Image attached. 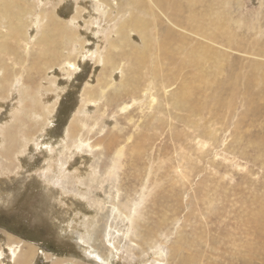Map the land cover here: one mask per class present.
<instances>
[{"label": "rangeland", "instance_id": "1", "mask_svg": "<svg viewBox=\"0 0 264 264\" xmlns=\"http://www.w3.org/2000/svg\"><path fill=\"white\" fill-rule=\"evenodd\" d=\"M0 264H264V0H0Z\"/></svg>", "mask_w": 264, "mask_h": 264}, {"label": "bare ground", "instance_id": "2", "mask_svg": "<svg viewBox=\"0 0 264 264\" xmlns=\"http://www.w3.org/2000/svg\"><path fill=\"white\" fill-rule=\"evenodd\" d=\"M13 7V6H12ZM4 12V11H3ZM2 12V13H3ZM8 12V11H7ZM13 21V20H12ZM137 21V20H136ZM145 22V21H144ZM144 22H143V24H144ZM137 23H139V26L138 25H134L133 27L136 29V30H138L139 32L141 31V32H143V31H145V29L147 28V25L146 26H144L145 28H143V24L140 22V21H138ZM142 24V25H141ZM54 28V27H53ZM56 29V28H55ZM60 29V28H59ZM143 33H145V32H143ZM19 37V36H18ZM48 39V38H47ZM50 40V39H49ZM46 42H47V40H46ZM48 43V42H47ZM46 45V44H45ZM50 46H52L53 47V42H50ZM57 47V46H56ZM5 48V47H4ZM6 51V50H5ZM143 53V52H142ZM141 53V54H142ZM144 57V56H143ZM134 79H132L131 81H133ZM135 84V83H134ZM132 86V85H131ZM186 88H184V90H185ZM190 90V89H189ZM186 91H187V89H186ZM185 93V92H184ZM192 93V92H191ZM131 95V94H130ZM133 95V94H132ZM180 96V95H179ZM126 97V96H125ZM133 97V96H132ZM191 97V96H190ZM182 98H188V95H187V93L186 94H184L183 96H182ZM182 98H180L179 100H182L183 101V99ZM190 99H192V97L190 98ZM187 100V99H186ZM181 101V102H182ZM185 101V100H184ZM188 101H190V100H188ZM181 102H179V103H181ZM193 103V102H192ZM182 104H183V102H182ZM117 105V104H116ZM189 105V104H188ZM218 105V104H217ZM184 106V105H183ZM185 106H186V103H185ZM184 106V107H185ZM119 155H120V153H119ZM14 259V258H13ZM15 260V259H14Z\"/></svg>", "mask_w": 264, "mask_h": 264}]
</instances>
